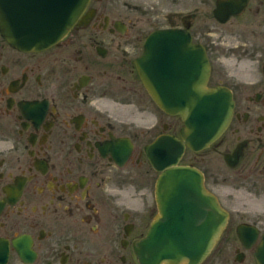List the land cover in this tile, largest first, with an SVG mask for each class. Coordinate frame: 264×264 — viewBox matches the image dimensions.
I'll return each mask as SVG.
<instances>
[{"label":"flooded vegetation","instance_id":"obj_1","mask_svg":"<svg viewBox=\"0 0 264 264\" xmlns=\"http://www.w3.org/2000/svg\"><path fill=\"white\" fill-rule=\"evenodd\" d=\"M212 1L210 15L195 0H90L43 50L18 49L0 30V264H141L135 244L161 211L162 171L147 148L165 141L158 152L172 158L183 121L155 103L136 62L148 35L169 28L203 48L207 87L227 90L234 108L217 140L180 161L228 212L200 264H259L264 0L225 21Z\"/></svg>","mask_w":264,"mask_h":264},{"label":"water","instance_id":"obj_2","mask_svg":"<svg viewBox=\"0 0 264 264\" xmlns=\"http://www.w3.org/2000/svg\"><path fill=\"white\" fill-rule=\"evenodd\" d=\"M249 0H220L215 16L227 20ZM89 0H0V30L14 47L43 50L73 27ZM139 75L157 105L177 114L184 125L177 149L161 157L157 141L147 148L157 170L160 215L150 231L136 242L141 264H200L210 253L228 221V212L204 186L200 170L179 164L188 146L201 150L218 139L233 114L231 94L208 88L210 64L206 52L191 42L186 30L160 29L151 33L136 62ZM175 142V145H176ZM174 146V145H173ZM264 264V242L258 252Z\"/></svg>","mask_w":264,"mask_h":264},{"label":"rangeland","instance_id":"obj_3","mask_svg":"<svg viewBox=\"0 0 264 264\" xmlns=\"http://www.w3.org/2000/svg\"><path fill=\"white\" fill-rule=\"evenodd\" d=\"M195 6H198L200 8V12L199 13L202 14V13L208 12V10H209L210 15H212L211 9L214 6V3H213L212 0L210 1V5L204 4V0H195ZM208 7H209V9H208Z\"/></svg>","mask_w":264,"mask_h":264}]
</instances>
